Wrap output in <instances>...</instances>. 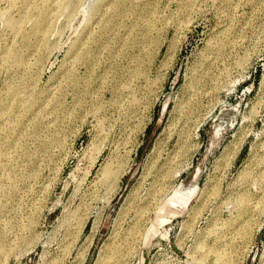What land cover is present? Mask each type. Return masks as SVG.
<instances>
[{
    "label": "rangeland",
    "instance_id": "374dc122",
    "mask_svg": "<svg viewBox=\"0 0 264 264\" xmlns=\"http://www.w3.org/2000/svg\"><path fill=\"white\" fill-rule=\"evenodd\" d=\"M0 264H264V0H0Z\"/></svg>",
    "mask_w": 264,
    "mask_h": 264
},
{
    "label": "bare ground",
    "instance_id": "6f19581e",
    "mask_svg": "<svg viewBox=\"0 0 264 264\" xmlns=\"http://www.w3.org/2000/svg\"><path fill=\"white\" fill-rule=\"evenodd\" d=\"M225 118H226V117H225ZM227 123H229V122H227ZM217 126H218V125H217ZM218 136H219V133H216V134H215V139H214V141L217 140ZM102 166H103V165H102ZM102 166H101V169H100V170H101L102 174H104V173L107 172V165H105V166H103V167H102ZM162 199H164L163 196L158 200L157 204L160 203V202L162 201ZM147 215H148V213H147Z\"/></svg>",
    "mask_w": 264,
    "mask_h": 264
}]
</instances>
